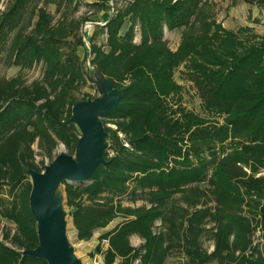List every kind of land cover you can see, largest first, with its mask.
<instances>
[{"label":"trees","instance_id":"obj_1","mask_svg":"<svg viewBox=\"0 0 264 264\" xmlns=\"http://www.w3.org/2000/svg\"><path fill=\"white\" fill-rule=\"evenodd\" d=\"M124 1L111 0L115 13L88 38L91 66L121 97L106 116L115 128L103 120L106 165L87 182L61 183L76 239L88 241L121 218L95 247L104 264H264V35L226 29L210 0ZM67 3L80 5L7 0L0 12V52L18 68L0 77V264H46L21 254L38 244L25 172L42 171L44 160L35 161L32 146L50 162L59 143L73 154L79 132L71 108L91 97L77 96L87 83L78 48L89 17H69ZM165 29H181L174 50ZM37 64L41 77L25 83L23 71ZM181 66L201 113L181 102L174 78ZM125 195L142 204L123 205Z\"/></svg>","mask_w":264,"mask_h":264},{"label":"water","instance_id":"obj_2","mask_svg":"<svg viewBox=\"0 0 264 264\" xmlns=\"http://www.w3.org/2000/svg\"><path fill=\"white\" fill-rule=\"evenodd\" d=\"M84 68L85 78L94 84L99 96L78 101L71 108L69 122L79 132L74 153L61 151L42 171L27 168L25 172L31 184L28 201L36 221L38 244L21 254L41 259L46 264H84L67 236L61 183L87 182L97 167L106 165L103 153L108 147V133L102 119L115 109L121 97L120 89L88 60Z\"/></svg>","mask_w":264,"mask_h":264},{"label":"rangeland","instance_id":"obj_3","mask_svg":"<svg viewBox=\"0 0 264 264\" xmlns=\"http://www.w3.org/2000/svg\"><path fill=\"white\" fill-rule=\"evenodd\" d=\"M80 2V5L78 9H75L74 3H67L66 6L64 7V12L67 14L69 17H75L78 18L82 16L83 14L89 17V21L83 24V29H84V37H85V42L84 46L79 47V58L82 62V70L84 72V62L86 59V54L88 52V45H87V40L90 37V35L96 30V25L97 26H103L104 22L106 23V20L104 18L108 16H112V9H113V3L111 0H77ZM213 3V15L214 18L218 21L221 22L223 27L229 30H237L239 27H244V26H249L252 27L255 33L264 35V7L262 6H257L256 4H250L247 3L246 0H210ZM125 1L124 0H118L117 2V7H120ZM7 0H1L0 1V12L5 9ZM33 2L31 1L29 5H31ZM84 3H92V4H97L100 5L99 7L93 6V7H88ZM49 12L52 14H55V18L59 16V13H56L55 6L51 5L48 6ZM93 11L94 13H92ZM112 14V15H111ZM127 24L125 25V27ZM82 29V33H83ZM180 34H181V29H175V30H164L163 37L167 41V44L170 48L173 50L177 47L179 41H180ZM247 36V34H245ZM139 28H136V35L134 38V41H139ZM103 39V35L101 32L97 34V40ZM137 41V42H138ZM43 71V65L42 64H37L35 65L32 69L30 70H24L22 73V79L25 83H30L32 80L36 78H40L42 75ZM184 68L181 66L175 71L174 78L175 80L183 86V90L181 93L182 99L181 102L184 106L188 107L189 109H193L195 112L201 113V105H200V100L197 97L196 93L194 92V89L192 87V84L184 79ZM18 74V68L17 67H7L6 66V59L5 55L3 52H0V77L4 78H11L14 77ZM89 95L91 97H96L99 96V93L91 82L87 81L86 85L82 87L78 93V97H82L83 95ZM90 97V98H91ZM106 122V126L115 128L113 124H111V119H108L104 117L102 121ZM33 149L35 153V161L39 163L42 158L44 160V165L49 164V159L44 157L42 154V151L37 147V144H33ZM61 151H67V148L65 147L64 144L59 143L57 147L55 148L53 155L54 157ZM109 154H112L111 151H109ZM29 178V177H28ZM63 189V186H61ZM122 204L125 206H136L142 204V201H137L133 203L130 199L129 196L125 195L121 198ZM64 210L67 213V236L70 241V243L74 246L75 254L78 258L81 259V261L84 264H103L102 259L100 258V254H97L95 252V247L99 244V242L96 244L94 247V251H90V253L82 254V250L80 246H78V243L75 241L74 236H73V225L71 222V218L68 214V209L67 207L63 204ZM121 218H117L114 220V223L121 222ZM2 225L7 227L8 229L11 230V232L14 231L15 225L7 220H2ZM0 240H1V232H0ZM131 243L133 245H138L141 241L133 237L130 239ZM105 243H100L101 249H105ZM204 246L207 250L211 251L212 250V242L211 241H206L204 243ZM88 247H86L87 249ZM116 264H120L119 261L116 262ZM137 264V263H134ZM167 264H175V261L171 258Z\"/></svg>","mask_w":264,"mask_h":264},{"label":"crops","instance_id":"obj_4","mask_svg":"<svg viewBox=\"0 0 264 264\" xmlns=\"http://www.w3.org/2000/svg\"><path fill=\"white\" fill-rule=\"evenodd\" d=\"M107 17V16H106ZM138 41V40H137ZM78 52H79V48H78ZM115 225H117V222L114 223V220L112 222H110L105 228H102V229H98L94 232L92 238L88 241H78L76 239V230L75 228L73 227V236H74V239L75 241L78 243V246H80L81 250H82V254H86V253H90V251H94V247L96 246V244L99 242V238L100 236L107 232V231H110L111 229H113L115 227ZM135 237V236H133ZM131 237V238H133ZM137 238V237H136ZM139 239V238H138ZM140 240V239H139ZM141 241V240H140ZM133 245V244H132ZM135 246V245H134ZM86 247H88L86 249ZM107 247V245L105 246V248ZM104 250V249H103ZM100 258L102 259V262H103V257L102 255H99ZM104 264V263H103ZM116 264V262L114 263Z\"/></svg>","mask_w":264,"mask_h":264},{"label":"built area","instance_id":"obj_5","mask_svg":"<svg viewBox=\"0 0 264 264\" xmlns=\"http://www.w3.org/2000/svg\"><path fill=\"white\" fill-rule=\"evenodd\" d=\"M113 13H115V11L112 9V14ZM111 14V15H112ZM103 25H105V22H104V24ZM83 29V28H82ZM82 34H84V29H83V33ZM83 42H85V37H84V35H83ZM87 42V45H88V40L86 41ZM90 59H91V55H90V52H89V45H88V52H87V54H86V59L85 60H88L89 62H90ZM100 243H105V245H107V241L105 240V239H103V240H101V242Z\"/></svg>","mask_w":264,"mask_h":264}]
</instances>
